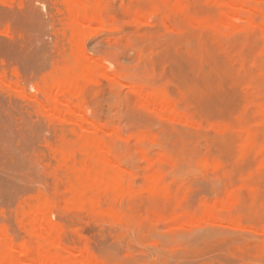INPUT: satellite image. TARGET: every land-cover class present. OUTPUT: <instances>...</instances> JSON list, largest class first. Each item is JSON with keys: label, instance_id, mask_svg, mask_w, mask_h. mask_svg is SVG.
I'll return each mask as SVG.
<instances>
[{"label": "rangeland", "instance_id": "374dc122", "mask_svg": "<svg viewBox=\"0 0 264 264\" xmlns=\"http://www.w3.org/2000/svg\"><path fill=\"white\" fill-rule=\"evenodd\" d=\"M208 1L103 0L82 32L71 0H0V264H32L4 237L36 249V221L60 264H264V0ZM86 136L99 209L72 173Z\"/></svg>", "mask_w": 264, "mask_h": 264}, {"label": "bare ground", "instance_id": "6f19581e", "mask_svg": "<svg viewBox=\"0 0 264 264\" xmlns=\"http://www.w3.org/2000/svg\"><path fill=\"white\" fill-rule=\"evenodd\" d=\"M69 2H70V0H69ZM71 4L75 7V20H72V23L74 22V23H77V25H79V24H83V26L85 25L86 26V24H89V23H96V24H100V25H104V23L102 24V22H103V18H102V13H101V5H102V2H103V0H71ZM210 2V0L208 1V3ZM228 5V4H227ZM240 5V4H239ZM221 6V5H220ZM223 6V5H222ZM231 6V5H230ZM104 8V7H103ZM235 8V7H234ZM243 9V8H242ZM237 13V12H236ZM72 16V15H71ZM74 16V15H73ZM105 18H107L106 16H105ZM72 19V18H71ZM253 24H255L254 22H252ZM92 25V24H91ZM79 26H81V25H79ZM85 26L83 27L84 29L82 30V32H84V31H86L87 29H89V30H91L88 26V28L85 30ZM99 26V25H98ZM80 29V28H79ZM88 30V31H89ZM78 31V30H77ZM79 32V31H78ZM81 32V31H80ZM87 32V31H86ZM83 34H85V33H83ZM87 34V33H86ZM78 35H80L79 37H83L81 34H78ZM78 38V37H77ZM79 39V38H78ZM83 39V38H82ZM77 40V39H76ZM80 40H81V38H80ZM79 41V40H78ZM81 41H83V40H81ZM80 41V42H81ZM76 43H79V42H75V45H76ZM74 45V46H75ZM78 45H80V46H78ZM82 46V44L80 43V44H77V48H79V47H81ZM79 50H81V51H79ZM79 53L80 54H83V55H85L84 53H83V50H82V48H79ZM81 57V56H80ZM74 58V57H73ZM87 58L88 57H86L85 56V59H86V61H89V58H88V60H87ZM73 60V59H72ZM71 60V61H72ZM76 60V57H75V59L73 60L74 61V63H75V66L74 67H72L73 69L75 68V69H77V65H78V67H82L81 65H80V62H81V58H80V60H79V62L78 61H75ZM78 62V63H77ZM73 63V62H72ZM89 63H94V61L93 62H89ZM95 63H97V62H95ZM94 63V65H90V64H88L87 66L88 67H86V64L85 65H83L82 64V62H81V64L83 65V67H82V70H81V73H80V77L82 78V79H85L84 81H87V80H89L88 82H93V83H96L97 82V80H95L94 81V78L92 77V75H91V77H90V73H88V71L89 72H94L96 69H97V67L98 66H101L102 65V63H101V65H98V66H96V64ZM77 64V65H76ZM98 64H100L99 62H98ZM72 65V64H71ZM74 65V64H73ZM104 65V64H103ZM85 66V67H84ZM101 67H104V66H101ZM100 67V68H101ZM84 68V69H83ZM85 68H88V70H86ZM99 68V69H100ZM104 68H107V67H104ZM85 70V71H84ZM74 71V70H73ZM84 71V72H83ZM98 72V71H97ZM100 72H101V70H100ZM105 72H109V71H106L105 70ZM89 74L88 76H85L86 74ZM102 73H103V71H102ZM110 73V72H109ZM108 73V74H109ZM75 74H77V71H76V73ZM81 74H84V77L83 76H81ZM105 75V74H104ZM110 75V74H109ZM109 75L107 76V79H109ZM99 76V75H98ZM90 77V78H89ZM67 78V77H66ZM110 78H111V76H110ZM93 81H92V80ZM114 79V78H113ZM63 80V79H62ZM91 80V81H90ZM61 81V80H60ZM64 81H65V79H64ZM63 81V82H64ZM62 82V83H63ZM98 83H99V81H98ZM97 83V84H98ZM52 86V85H51ZM52 88V87H51ZM54 90V89H53ZM55 90H57V93L56 92H53V94L54 93H56L55 95H53V97H54V99L55 100H58L59 98H60V96L63 98V99H65V98H67V97H76V96H78L79 94H80V92H81V86L79 85V83H78V81H77V78L74 76V77H69V78H67L66 79V81L63 83V85H61V86H59L57 89L55 88ZM50 92V91H49ZM51 97V96H50ZM53 97H52V99H53ZM61 99V98H60ZM66 101H68L67 99H66ZM65 101V102H66ZM59 102H61V100L59 101ZM67 103H69V101L67 102ZM64 104V103H63ZM76 104V103H75ZM169 104H171V102L169 103ZM169 104L167 103L166 105H164V110H166V108L165 107H167V106H169ZM48 105V104H47ZM50 105V104H49ZM59 106V105H58ZM53 108V106H50L49 108ZM65 107H67V106H65ZM171 107H172V105H171ZM171 107H167V108H169V109H171L170 110V113L172 112V110L175 108L174 106V108L172 109ZM58 109V108H57ZM56 109V105H55V111L57 110ZM60 109V108H59ZM52 110V109H51ZM64 110H65V108H64ZM68 110H69V113L71 114V115H77V114H79L78 113V111H80V108H79V106L76 104V105H74V104H72V103H70L69 105H68ZM175 110V109H174ZM53 111V110H52ZM54 112V111H53ZM59 112H60V110H59ZM76 112H77V114H76ZM84 118V117H83ZM101 128V127H100ZM78 136V135H77ZM88 136V135H87ZM86 136V137H87ZM92 138V137H91ZM142 138H143V136H142ZM70 140V139H69ZM86 140V142H85V145L86 146H84L83 147V152H84V154H85V156H84V158L83 159H81V156L80 155H78V152H77V155L79 156V157H77L76 156V154H74V153H70L69 154V156H70V158L75 162V164H73V165H75V167H79V173H80V176H76V174L78 175V173L77 172H72L73 173V175L75 176V179H76V177H79L78 178V184L79 185H77L78 186V189L76 190V189H74V190H76V193H77V195L79 196V198L81 199H79L80 201L79 202H82L83 204H85V205H88V206H90L91 208H95V209H99V208H96L97 206H99V202H98V200L96 199V194H95V191H94V189L92 188V186H91V182L93 181V179H96L95 178V176L98 178V176L100 175H98L97 176V167H98V164L100 163L99 162V159H101V160H103V158H101L100 156H102L103 154H101V155H98V156H96L95 155V153H94V151L93 150H96L97 149V145H94L93 147V149H92V147L90 148V146H88V145H91V144H93V143H91V141L89 140V138L87 137V139H85ZM79 141H81V137H79ZM88 141H89V143H91V144H87L88 143ZM249 141V140H248ZM82 142V141H81ZM81 142H80V144H81ZM84 142H82V143H84ZM99 142H101V140H99ZM247 142V141H246ZM95 143V142H94ZM102 143V142H101ZM103 145V144H102ZM103 146H105V144L103 145ZM103 146H101L100 148H101V151L104 149V147ZM107 148V147H106ZM100 150V149H99ZM108 150V149H107ZM82 152V153H83ZM105 155V154H104ZM66 156V155H65ZM100 157V158H99ZM70 158L69 159H65V158H63V160H64V163L65 164H67L66 162H65V160L66 161H70V162H68V163H70L71 164V162L72 163H74L73 161H71L70 160ZM77 159H80L81 160V162H79V164L78 163H76V162H78L79 160H77ZM101 163H102V161H101ZM68 165V164H67ZM76 165H79V166H76ZM99 167H100V165H99ZM64 168H66V167H64ZM101 168V167H100ZM70 170H73V169H71V167H69V169H67L66 168V172H69ZM102 171V170H101ZM105 172V171H104ZM70 173H71V171H70ZM76 173V174H75ZM98 173H101V172H98ZM107 174L108 173H106V175L105 174H101V176H102V179H108V181L109 180H111L110 179V177H108L107 176ZM70 175V174H69ZM66 176V175H65ZM72 176V175H71ZM70 176V177H71ZM74 176H73V178H74ZM123 175H121V177L120 176H117L116 177V179L117 180H120L121 178H123L122 177ZM67 177V176H66ZM100 177V176H99ZM69 179H71V178H69L68 177V179L67 180H69ZM72 180H74V179H72ZM97 181H98V179H97ZM77 181H75V183H76ZM94 182V181H93ZM93 184H95V183H93ZM98 192H99V190H98ZM48 199V198H47ZM46 199V200H47ZM44 200H45V198H44ZM49 200V199H48ZM72 200H74L73 199V197H72V199L70 198L69 200H67V202L68 201H70V203L71 202H73ZM117 200V199H116ZM46 202V203H45ZM49 202V201H48ZM48 202L47 201H44V203L45 204H47V207L49 206L50 207V205H52L51 207L53 208V204H52V202H49V203H51L50 205H48ZM69 203V204H70ZM82 203H80V204H82ZM44 204V205H45ZM43 205V206H44ZM70 205H72V204H70ZM76 205V207H75V209L76 210H79L80 208H78V207H80V205L78 204H76V202L74 203V206ZM74 206L72 205V207L74 208ZM45 207V206H44ZM48 207V208H49ZM67 207V206H66ZM72 207H71V209H72ZM37 208V207H36ZM69 208V207H68ZM78 208V209H77ZM33 209H35V208H33ZM51 209V208H50ZM48 210V211H53L52 209L51 210ZM30 210H32L31 208H30ZM36 210V209H35ZM55 210V209H54ZM84 210V209H83ZM92 210V209H91ZM103 210V209H102ZM98 210V213L99 214H101V212L102 213H105V211L103 210ZM29 211V210H28ZM27 211V212H28ZM101 211V212H100ZM107 211V210H106ZM26 212V213H27ZM34 212H36V211H34ZM54 212V211H53ZM93 212V211H92ZM33 214V210H32V212H29V214ZM43 213H44V215H45V211H43ZM52 213V212H51ZM31 214L29 215V216H31ZM33 215H38V213L36 214V213H34ZM51 216V215H50ZM38 217V216H37ZM34 218V217H31L32 219H35V220H37L38 218ZM42 217H44V216H42ZM25 218H27V217H25ZM45 218V217H44ZM44 218H42L44 221H46V219H44ZM50 218H52V216L50 217ZM47 219H49L48 218V216H47ZM49 220H52V219H49ZM28 221V220H27ZM33 222V220H31V223ZM35 222V221H34ZM28 223V222H27ZM53 223H54V221H53ZM29 224H30V221H29ZM33 224V223H32ZM32 224H30L31 226H32ZM36 227L38 228L39 226V230L37 231V234H40V236L42 237V239H43V241L41 242V243H39V245H38V247L36 248V249H30V248H27V247H23V248H20V247H18L17 245H15V244H13V242H12V240H11V242L8 240V238L7 237H4L5 238V241L8 243H5L8 247H9V251L10 252H12V253H16L17 252V255L19 254V256L20 257H22V258H24V259H28L29 261H31L32 262V264H58L59 263V258H60V253H59V251L62 249V247L64 248L65 247V245H62L61 243H60V237H59V232H61L62 230H61V228H59V230L57 231V230H55V229H53V227H52V225L51 224H49V223H47V226H45L46 225V222L42 225L41 223H39V221L37 222L36 221ZM56 224V223H55ZM57 225H59V224H57ZM27 226H28V224H27ZM60 226V225H59ZM58 226V227H59ZM29 227V226H28ZM34 227V228H33ZM32 228L34 229V232L37 230H35V226H33ZM33 231V230H32ZM36 234V233H35ZM39 236V235H38ZM3 240V239H2ZM27 243V242H26ZM67 243V242H66ZM38 244V243H37ZM20 246V245H19ZM62 246V247H61ZM22 247V246H21ZM69 249V247L67 248L66 247V250H68ZM70 249H73L72 247H70ZM68 251H70V250H68ZM42 255H43V257H42ZM19 256H18V258H16V260H14V262L16 261H19V260H23V259H19ZM44 256H45V260H43V258H44ZM42 257V258H41ZM15 258V257H14ZM62 258V257H61ZM19 259V260H18ZM21 261H20V263H21ZM82 261H83V259H82ZM81 261V262H82ZM26 262V261H25ZM25 262H22L23 264L25 263ZM81 262H79V264L81 263ZM86 262V261H85ZM13 263V257H9V258H7L6 257V260H5V257H4V259H2V263L1 264H12ZM61 263V262H60ZM59 263V264H60Z\"/></svg>", "mask_w": 264, "mask_h": 264}]
</instances>
